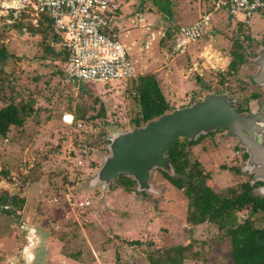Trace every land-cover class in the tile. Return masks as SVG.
I'll use <instances>...</instances> for the list:
<instances>
[{"label": "rangeland", "instance_id": "374dc122", "mask_svg": "<svg viewBox=\"0 0 264 264\" xmlns=\"http://www.w3.org/2000/svg\"><path fill=\"white\" fill-rule=\"evenodd\" d=\"M119 1L109 19L130 46L135 77L155 73L174 106L188 105L210 89L258 108L252 95L257 87L248 74L255 71V50L264 42V15L256 12L249 23H240L221 11L212 30L177 56L166 32L199 18L213 0ZM126 21L129 26L121 25ZM37 23L32 18L8 23L0 12V48L6 55L0 58V108L32 102L35 111L22 125H12L6 137L0 135V196L25 198L22 207L10 206L16 209L12 213L0 204V264H150L151 252L174 244L186 245L184 264H233L230 239L211 222L189 227L186 196L156 170L145 194L114 181L105 188L90 185L109 153L111 135L134 127L133 78L112 84L67 80L61 55L46 47L60 48L52 28L44 36L31 30ZM236 48L252 59L229 72ZM83 106L89 115L104 107V114L79 119L82 126L63 121V113L76 116ZM220 129L191 147L211 175L206 185L219 191L250 177L243 155H236L237 139ZM85 199L87 208L74 206ZM78 251L79 258L69 256Z\"/></svg>", "mask_w": 264, "mask_h": 264}, {"label": "trees", "instance_id": "16d2710c", "mask_svg": "<svg viewBox=\"0 0 264 264\" xmlns=\"http://www.w3.org/2000/svg\"><path fill=\"white\" fill-rule=\"evenodd\" d=\"M213 5L212 1L206 10L212 9ZM47 20L48 24H46ZM38 23L39 25L31 28L33 32L37 30L40 33H44L45 36L49 29L52 28L53 30L51 19L47 16L39 19ZM178 29L179 27L175 32ZM175 32L173 33L169 29L166 32L167 37L172 40ZM52 35L57 43L60 42V37L55 34L54 30ZM235 44L236 47L240 48L239 42ZM46 47L52 53L61 55V65H63L65 73L64 66L69 57L68 49L60 47L58 51H54L50 45H46ZM233 54L234 58L229 64V72L237 70L238 64L244 62V60L252 59L250 55L239 51L238 48L233 51ZM5 57V52L0 48V58L5 59ZM250 80L252 82L251 78ZM82 83L90 82L83 81ZM208 90H204L203 94ZM133 91L130 93L134 104L130 122L134 126H141L149 120L165 112L174 111L177 108L171 104L160 85L159 79L153 72L133 78ZM193 101H196V99ZM77 111H79V114H76V119H85L87 121V119L93 120L103 115L104 107L97 115H89V110L85 106L79 107ZM34 112L32 102L13 101L1 107L0 135L6 137L12 125H22L24 120ZM214 133L212 131L201 134L197 138H190L187 135H181L183 138L177 136L165 151L169 165H159L152 168L150 177H153V172L156 170L160 177L169 180L175 187L183 191L187 198L186 220L188 223L197 226L204 222H211L218 227L220 236L230 239L229 252L233 264H264V193L256 190L264 182H253V173L247 170L250 177L238 185L226 186L220 191L206 185V181L211 175L204 169L202 162L194 157L191 147L205 136L213 135ZM237 147L242 148L238 142ZM243 151V158L246 161L248 153L244 148ZM224 166L226 167V165ZM236 169L240 171L238 167ZM5 172L7 173L8 171L6 170ZM113 181L116 187H123L126 190L135 187L136 190L142 193L147 191L139 190L136 180L124 173H119L113 178ZM24 203L25 198L16 194L8 193L0 196V204L3 206L2 211L8 213L16 210L11 209L10 206L14 208L22 207ZM243 211H246V215L240 217L239 213H243ZM129 243L141 244V241L132 240ZM149 244L152 245L153 243L149 242ZM187 251L186 245L174 244L158 249L154 253L151 252L148 259L150 264H184L187 258ZM69 256L79 258L80 251H78V254H69Z\"/></svg>", "mask_w": 264, "mask_h": 264}, {"label": "built area", "instance_id": "2783aa9c", "mask_svg": "<svg viewBox=\"0 0 264 264\" xmlns=\"http://www.w3.org/2000/svg\"><path fill=\"white\" fill-rule=\"evenodd\" d=\"M213 4L197 20L179 27L171 40L172 54L185 53L188 44L207 35L214 26V16L220 11L237 20L242 18L245 23L256 12H264V0H214ZM119 8V0H0V12L8 23L24 18H32L37 23L44 16L51 19L53 30L60 37L59 46L69 51L64 66L67 80L105 84L134 78L137 74L129 48L120 40L109 19ZM62 119L82 126L72 113H63ZM235 152L239 156L241 149ZM82 162L77 160L78 165ZM89 204L85 199L76 201L74 206L84 209Z\"/></svg>", "mask_w": 264, "mask_h": 264}, {"label": "water", "instance_id": "95a60500", "mask_svg": "<svg viewBox=\"0 0 264 264\" xmlns=\"http://www.w3.org/2000/svg\"><path fill=\"white\" fill-rule=\"evenodd\" d=\"M258 70L252 82L264 87V46L255 59ZM227 91H207L200 99L149 120L141 126L113 133L109 153L90 179V185L108 186L119 173L133 177L139 190H152V168L169 165L166 149L179 135L197 138L224 128L248 153L245 169L252 181L264 182V106L261 112L240 111ZM32 239V238H31Z\"/></svg>", "mask_w": 264, "mask_h": 264}, {"label": "flooded vegetation", "instance_id": "af4514ba", "mask_svg": "<svg viewBox=\"0 0 264 264\" xmlns=\"http://www.w3.org/2000/svg\"><path fill=\"white\" fill-rule=\"evenodd\" d=\"M261 46H264V42L263 43H261L260 45H259V47L257 48V50H255V58L252 60V63H253V65H254V67H255V71L253 72V73H250V74H248V77H250L251 78V76L253 75V74H255L256 72H257V70H258V64L255 62V59H256V57H257V55H258V50L260 49V47ZM249 78V79H250ZM251 81V80H250ZM256 85V84H255ZM256 87H257V90L254 92V93H252V95H254L255 96V98H253L254 100H256L258 103H259V106H258V108L256 109V110H252V108L249 106V104L247 105V106H244V104H241L240 102H238L235 98H231L230 96V99H234L235 100V103H234V105L238 108V110H240V111H244V110H246V111H251V112H254V113H259V112H261V109L263 108V106H264V87L262 86V85H256ZM242 108V109H241ZM261 114L264 116V111H262L261 112ZM244 154V151L241 149V153H240V155H243ZM239 155V156H240Z\"/></svg>", "mask_w": 264, "mask_h": 264}, {"label": "crops", "instance_id": "0c3cea01", "mask_svg": "<svg viewBox=\"0 0 264 264\" xmlns=\"http://www.w3.org/2000/svg\"><path fill=\"white\" fill-rule=\"evenodd\" d=\"M214 1V0H213ZM207 11V10H206ZM221 12V11H220ZM225 12V11H224ZM203 13H205V11L203 12ZM202 13V14H203ZM219 13V12H218ZM218 13L214 16V23H215V21H216V19L218 18ZM201 14V15H202ZM220 14V13H219ZM227 14V13H226ZM258 14L260 15V16H262V15H264V12H258ZM228 15V14H227ZM229 17H232V19L234 18L236 21H238V22H240V23H245V22H243L241 19L242 18H240V20H237L235 17H233L232 15H228ZM242 16V15H241ZM196 18H198V17H196ZM194 19V21L195 20H197V19ZM193 21V22H194ZM111 22V21H110ZM217 22V21H216ZM190 23H192V22H190ZM190 23H187V24H190ZM111 24H113L114 25V27H116V25L112 22ZM118 25H119V23H118ZM121 25H123L124 27L126 26V25H128L129 26V24L127 23V21L126 22H123V24H121ZM184 25H186V24H184ZM180 27V26H179ZM130 31V29L128 30V32ZM128 48H129V50H130V46H128ZM188 52V48H187V50H186V52L185 53H187ZM185 53H183V54H185ZM180 55H182V54H180ZM178 56V55H177ZM103 83V82H102ZM205 94V93H204ZM204 94H202V95H204ZM201 98V97H200ZM200 98H198V99H200ZM176 107H180V106H177L176 105ZM208 136V135H207ZM212 136V135H211ZM206 137V136H205ZM256 190L258 191V192H261V193H264V183H262V185H259L257 188H256ZM187 221V220H186ZM189 227H194V225H191L190 223H189Z\"/></svg>", "mask_w": 264, "mask_h": 264}]
</instances>
